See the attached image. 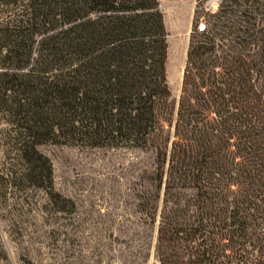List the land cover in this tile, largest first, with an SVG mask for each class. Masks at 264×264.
Instances as JSON below:
<instances>
[{
	"label": "trees",
	"instance_id": "1",
	"mask_svg": "<svg viewBox=\"0 0 264 264\" xmlns=\"http://www.w3.org/2000/svg\"><path fill=\"white\" fill-rule=\"evenodd\" d=\"M1 1L15 6L0 119L21 182L51 180L39 143L149 149L138 197L157 264H264V0H221L192 25L175 104L157 0Z\"/></svg>",
	"mask_w": 264,
	"mask_h": 264
},
{
	"label": "rangeland",
	"instance_id": "2",
	"mask_svg": "<svg viewBox=\"0 0 264 264\" xmlns=\"http://www.w3.org/2000/svg\"><path fill=\"white\" fill-rule=\"evenodd\" d=\"M157 1L166 30L168 101L175 104L189 31L221 0ZM14 6L0 0V22ZM7 133L0 119V264H157V218L145 216L138 197L149 187V149L39 143L51 180L35 185L21 182L23 161Z\"/></svg>",
	"mask_w": 264,
	"mask_h": 264
},
{
	"label": "built area",
	"instance_id": "3",
	"mask_svg": "<svg viewBox=\"0 0 264 264\" xmlns=\"http://www.w3.org/2000/svg\"><path fill=\"white\" fill-rule=\"evenodd\" d=\"M202 25H203V23H200V24L198 25V28L200 29V28L202 27Z\"/></svg>",
	"mask_w": 264,
	"mask_h": 264
}]
</instances>
